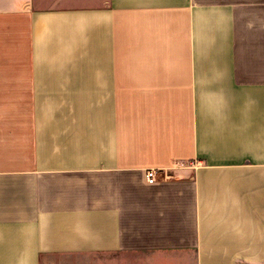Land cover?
<instances>
[{
	"label": "crops",
	"instance_id": "0c3cea01",
	"mask_svg": "<svg viewBox=\"0 0 264 264\" xmlns=\"http://www.w3.org/2000/svg\"><path fill=\"white\" fill-rule=\"evenodd\" d=\"M0 264H264V0H0Z\"/></svg>",
	"mask_w": 264,
	"mask_h": 264
},
{
	"label": "built area",
	"instance_id": "2783aa9c",
	"mask_svg": "<svg viewBox=\"0 0 264 264\" xmlns=\"http://www.w3.org/2000/svg\"><path fill=\"white\" fill-rule=\"evenodd\" d=\"M147 179L150 183L155 182L159 176L158 170L156 169H151V170H147Z\"/></svg>",
	"mask_w": 264,
	"mask_h": 264
}]
</instances>
